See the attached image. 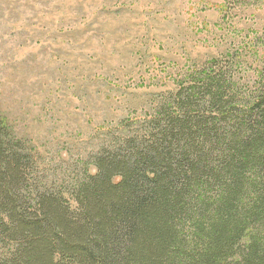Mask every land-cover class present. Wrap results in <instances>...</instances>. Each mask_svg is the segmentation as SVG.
Masks as SVG:
<instances>
[{"label":"trees","instance_id":"1","mask_svg":"<svg viewBox=\"0 0 264 264\" xmlns=\"http://www.w3.org/2000/svg\"><path fill=\"white\" fill-rule=\"evenodd\" d=\"M216 65L81 177L0 114V264H264V84Z\"/></svg>","mask_w":264,"mask_h":264},{"label":"rangeland","instance_id":"2","mask_svg":"<svg viewBox=\"0 0 264 264\" xmlns=\"http://www.w3.org/2000/svg\"><path fill=\"white\" fill-rule=\"evenodd\" d=\"M213 63L264 84V0H0V114L73 176Z\"/></svg>","mask_w":264,"mask_h":264}]
</instances>
